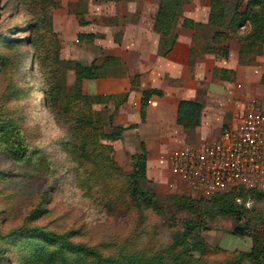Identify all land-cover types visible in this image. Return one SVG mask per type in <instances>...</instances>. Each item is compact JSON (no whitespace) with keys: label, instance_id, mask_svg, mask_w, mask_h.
I'll use <instances>...</instances> for the list:
<instances>
[{"label":"rangeland","instance_id":"374dc122","mask_svg":"<svg viewBox=\"0 0 264 264\" xmlns=\"http://www.w3.org/2000/svg\"><path fill=\"white\" fill-rule=\"evenodd\" d=\"M42 2L0 0V121L13 123L28 146L24 162L7 158L9 146L0 148L2 264H94V254L89 252L94 248L107 257L169 259V254L179 251L173 249L175 234L183 232L185 221L195 215L181 209L179 196L168 189L170 154L180 148L172 142L164 144L163 161L153 164L150 183L143 185L156 192L161 213L141 208L130 199L128 190L132 157L141 152L138 134H123L111 142L101 133L94 116L101 110L88 101L94 95L84 91L83 85L78 94L80 88L67 76L70 66L63 61L60 68L50 58L63 33L54 32L56 2ZM81 7L83 13L86 8ZM28 26L32 45L27 47L34 57L31 74L22 72V59L15 51L3 47L5 40L25 36L9 33ZM65 33L75 43L79 39L77 45L89 60L88 50L94 52L93 36L79 34L85 37L82 40L75 37L76 32ZM4 55L10 59L7 66ZM64 55L68 57V51ZM109 116L105 113L102 129L112 134ZM168 135L166 140H170ZM41 187L46 193L44 201ZM241 192L245 191L234 188L213 196L186 197L202 203V236L211 247L202 259L207 264H225L241 253L249 254L250 232L264 227V195L255 197L258 193L254 192L248 198L239 197L234 210L228 212L214 203L232 196V204ZM243 226L249 227L243 235L235 232ZM243 263L240 259L237 264Z\"/></svg>","mask_w":264,"mask_h":264},{"label":"crops","instance_id":"0c3cea01","mask_svg":"<svg viewBox=\"0 0 264 264\" xmlns=\"http://www.w3.org/2000/svg\"><path fill=\"white\" fill-rule=\"evenodd\" d=\"M79 3L80 0H61L54 11V32L63 33L60 36L62 62L78 61L106 70L104 78L82 81L83 90L88 94L127 95L114 116V125L129 129L125 136L138 134L148 153V178L152 176L153 164L163 161L164 144L172 142L181 150L217 142L224 129L234 125L237 109L253 98L264 97V47L254 62L242 64V44L238 38L213 44L215 32L208 26L211 0L182 1L176 44L165 57L159 52L162 35L156 23L162 0H88L86 10L80 13L83 25L74 8ZM186 21L201 26L189 28L184 26ZM65 32H76L75 37L93 36L94 52L88 50L89 60L77 45L79 39L75 43ZM209 43L217 50L204 52ZM79 50L82 56L78 55ZM67 51L68 57H65ZM67 76L72 83L76 82L75 71L71 70ZM182 101L203 104L199 128L185 130L178 124ZM96 106L98 110L104 108ZM107 107L114 111L115 102ZM168 134L170 140L164 138ZM170 174L172 178L171 167Z\"/></svg>","mask_w":264,"mask_h":264},{"label":"trees","instance_id":"16d2710c","mask_svg":"<svg viewBox=\"0 0 264 264\" xmlns=\"http://www.w3.org/2000/svg\"><path fill=\"white\" fill-rule=\"evenodd\" d=\"M49 0H43V4L48 3ZM56 5L61 0H54ZM183 0H162L160 9L156 18V23L160 26L162 35L160 43V55L165 57L172 50L176 44L177 36L176 26L178 23V10ZM88 0H80L75 11L81 25L85 22L81 17V9L83 5L87 8ZM53 6V5H52ZM57 8V7H56ZM186 27L198 28L201 24H194L193 22L186 21ZM209 27L213 28L215 34L213 44L218 45L227 42L230 38H238L242 44L240 52V61L242 64H249L254 62L257 57L261 56L264 47V0H211V13ZM30 27L20 30H13L9 34L25 33V36H15L13 38H5L3 47L8 51H15L17 56L22 59V72L27 71L32 73L34 71V57L30 53L28 45H32L29 39ZM245 32L240 35L241 32ZM79 38L84 39L83 35ZM88 37V36H87ZM209 43L204 47V52L210 53L217 50L214 45ZM29 46V47H30ZM52 61L54 65L60 67L61 59V42L59 41L52 47ZM224 55L227 56L229 50H224ZM10 62L9 56H3V64L5 66ZM66 64L69 70L75 71L76 82L75 87H79L78 94L82 91L83 80H96L106 76V70L94 64L86 66L78 61H67ZM54 67V66H53ZM55 68V67H54ZM61 68V67H60ZM56 69V68H55ZM80 96V95H79ZM77 97V96H76ZM77 98H75L76 100ZM79 100V97H78ZM127 100V95L116 97H97L90 96L88 101L93 102L95 105H102L104 108L101 111L94 113L98 118V124L101 125V133H105L109 141L115 142L121 139L122 135L129 129H124L114 125V116L117 113L119 106ZM43 104L47 107L48 101L42 98ZM114 101L115 110L111 111L107 105ZM73 102V100H72ZM204 106L197 101H182L179 105L178 111V124L185 130H193L200 127L202 122ZM105 113L109 114V124L112 128V134L106 133L102 129L105 120ZM102 119V120H101ZM75 124H79V121ZM74 123V122H73ZM97 124L94 123V129ZM14 124L0 121V148L9 146L7 158L15 162H24L28 157V146L25 143V138L21 135L20 130H14ZM141 152L132 157L133 172L129 181V197L136 204L141 205L145 210H154L161 213V208L158 206V197L153 189H144L143 185L149 184L148 178V153L143 143H140ZM44 201L46 197L44 187H41ZM254 192H241L237 195L238 198L230 204L232 196L222 197L215 200L214 203L218 206H223L225 211L234 210L236 201L239 197L248 198ZM255 197H263V193L256 192ZM188 196H179V206L181 209H187L194 216L193 219L186 220L184 224V231H178L173 238V249L179 250L175 254L166 256L154 257H135V256H104L98 249L89 250L94 254V264H207L202 259L210 253L211 247L202 236V221L200 220L202 203L187 199ZM186 208H184V207ZM249 226V225H248ZM248 226H243L245 231ZM18 233V232H17ZM18 234H13V236ZM250 236L253 241L252 249L249 254L241 253L239 256L233 258L225 264H237L240 259L244 260L243 264H264V227H256ZM48 237V236H47ZM62 238V237H60ZM183 250V251H180ZM1 248H0V264L1 261ZM188 251L190 252L188 254ZM44 255V254H43Z\"/></svg>","mask_w":264,"mask_h":264},{"label":"built area","instance_id":"2783aa9c","mask_svg":"<svg viewBox=\"0 0 264 264\" xmlns=\"http://www.w3.org/2000/svg\"><path fill=\"white\" fill-rule=\"evenodd\" d=\"M168 189L177 196L207 197L239 189L264 194V97L235 112L219 141L171 155Z\"/></svg>","mask_w":264,"mask_h":264},{"label":"water","instance_id":"95a60500","mask_svg":"<svg viewBox=\"0 0 264 264\" xmlns=\"http://www.w3.org/2000/svg\"><path fill=\"white\" fill-rule=\"evenodd\" d=\"M235 232L238 233L239 235H243L245 232L244 227H238L235 229Z\"/></svg>","mask_w":264,"mask_h":264}]
</instances>
